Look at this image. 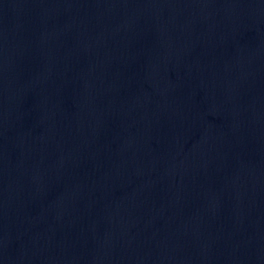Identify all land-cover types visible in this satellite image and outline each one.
Listing matches in <instances>:
<instances>
[{"label": "water", "instance_id": "1", "mask_svg": "<svg viewBox=\"0 0 264 264\" xmlns=\"http://www.w3.org/2000/svg\"><path fill=\"white\" fill-rule=\"evenodd\" d=\"M0 264H264V0H0Z\"/></svg>", "mask_w": 264, "mask_h": 264}]
</instances>
